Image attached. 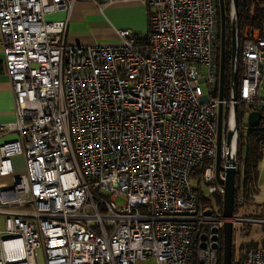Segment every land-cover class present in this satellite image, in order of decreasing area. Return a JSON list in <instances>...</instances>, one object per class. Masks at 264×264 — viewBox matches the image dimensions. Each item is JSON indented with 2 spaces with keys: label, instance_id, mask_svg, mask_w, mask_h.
<instances>
[{
  "label": "built area",
  "instance_id": "built-area-1",
  "mask_svg": "<svg viewBox=\"0 0 264 264\" xmlns=\"http://www.w3.org/2000/svg\"><path fill=\"white\" fill-rule=\"evenodd\" d=\"M76 1L0 0L15 100L0 139L17 134L0 142V264H40V249L46 264H219L221 231L215 248L212 227H222V215L210 216L191 184L201 170L211 192L224 194L216 179L219 0H139L148 31L120 29L111 44L73 43L68 20H47ZM230 22L236 50L227 95L224 88L222 165L242 172L240 125L252 110L264 114V37L254 26L240 32L232 4ZM18 154L23 170L13 164ZM248 203L242 186L237 204ZM238 221L264 225V217L235 214L234 229ZM241 264H264V246L246 248Z\"/></svg>",
  "mask_w": 264,
  "mask_h": 264
},
{
  "label": "rangeland",
  "instance_id": "rangeland-1",
  "mask_svg": "<svg viewBox=\"0 0 264 264\" xmlns=\"http://www.w3.org/2000/svg\"><path fill=\"white\" fill-rule=\"evenodd\" d=\"M232 4V3H231ZM144 7V8H143ZM142 8L147 10L146 6H143L142 4H136V3H127V4H120L116 3L111 6H108L105 9V13L110 18L109 24L112 27H129L132 30H140L141 33H145L148 31V16L145 21V15ZM47 20H52L47 17ZM98 25L102 24L101 22H96ZM147 24V25H146ZM143 30V31H142ZM229 57H231V53L229 54ZM201 75L207 76V71L205 68L202 69ZM231 75V67L228 64L225 71V93L227 95L228 89H229V78ZM202 88L204 92L206 93L208 91L207 83L202 82L201 83ZM249 124L247 117H245L244 121L241 123L240 127L243 129L244 132H247L249 129ZM246 154V147L244 146L243 153H241L238 157V161L240 164V170L242 171V160H244ZM264 155V154H263ZM262 163V169L264 170V156L261 161ZM15 169L17 170H23L25 168L24 163V156L23 154H19L15 157V163H14ZM243 174V171H242ZM191 184L195 189L198 191L200 196L202 195L203 198L207 201L202 203L205 211L211 210L210 216L219 217L223 214V204L221 205L218 203V199L216 194L212 193L210 190V186L207 185L203 179L201 172L197 171L195 175L191 178ZM260 188V187H259ZM264 188V187H263ZM264 189H262V192L258 193L255 200H253L252 203H248L245 206H241L237 211V216L242 217H248V216H258L260 213L264 211ZM224 198V196H223ZM117 201L119 203H123L124 199L121 197L117 198ZM202 202V201H201ZM217 221L211 220L210 223H207L202 229V231H209L210 225L213 223H216ZM4 226L3 221L0 222V227L2 228ZM236 227L234 229L233 233V246H234V253H233V263L232 264H241L242 257L244 254V251L246 248H248L249 241L251 239H255L259 241L260 243L264 241V225L262 224H248L246 222L238 221L236 223ZM223 250V235L221 232V238L219 240V251ZM39 260L40 264H46L45 257L43 254V249L39 250ZM137 264H155V261L153 259H149L145 262H138Z\"/></svg>",
  "mask_w": 264,
  "mask_h": 264
},
{
  "label": "crops",
  "instance_id": "crops-1",
  "mask_svg": "<svg viewBox=\"0 0 264 264\" xmlns=\"http://www.w3.org/2000/svg\"><path fill=\"white\" fill-rule=\"evenodd\" d=\"M136 3L142 4L139 0L132 1H114L112 3L102 4L98 7L94 2L89 0H77L74 3L72 11L69 13L64 10H59L53 13L47 14V17L52 20H68V35L69 39L73 43H90L92 41L103 43V44H111L118 43L120 41V37L118 34V30L120 29H131L129 27H112L109 24V17L105 13V9L108 6H111L116 3L127 4V3ZM144 8V7H143ZM142 10L144 11V9ZM145 21L147 19V10L144 11ZM101 22L102 24H97L96 22ZM147 25V24H146ZM132 30V29H131ZM135 33H141L140 30H132ZM143 31V30H142ZM260 35L264 37V26L263 29L259 30ZM259 94L260 97L264 99V77L259 86ZM15 118V100L12 91L11 81L6 74L4 67V53L1 44V34H0V123L10 122ZM17 138V134L15 133H6L4 134L0 142H7ZM19 155V154H18ZM13 156V164L15 163V157ZM15 167V166H14ZM255 185L260 187V192L264 189V170L262 169V163L259 164L258 167V176L255 181ZM258 195V194H257ZM260 245H264L263 242H259L255 239H251ZM142 263V262H141Z\"/></svg>",
  "mask_w": 264,
  "mask_h": 264
},
{
  "label": "water",
  "instance_id": "water-1",
  "mask_svg": "<svg viewBox=\"0 0 264 264\" xmlns=\"http://www.w3.org/2000/svg\"><path fill=\"white\" fill-rule=\"evenodd\" d=\"M220 6V21H221V47H220V87H219V115H218V150L216 158V179L217 182L224 188V198H223V214L218 221H222L223 225L221 228L218 225L212 227L213 239L215 240L213 246L218 247L217 240L219 239L220 231L223 235V261L222 264H232L233 258V233H234V224L233 218L234 215V200H235V190H236V174L237 170L233 165H222V139H223V125H224V88H225V66H226V7L225 0H219ZM232 10L235 17L238 19V1L232 0ZM236 50V38H235V26L231 25V59L233 60ZM234 79V100L238 96V81L237 75L233 74ZM235 115L237 121V105L235 104ZM248 124L250 126H258L261 121L264 120V115L258 110H252L248 113L247 116ZM232 138L233 132L227 130L226 140L229 152L227 153V159L233 164L235 159L233 158L232 151ZM221 171H224V177L221 175ZM210 210H208L209 212ZM221 229V230H220ZM203 238H206V235H202Z\"/></svg>",
  "mask_w": 264,
  "mask_h": 264
},
{
  "label": "trees",
  "instance_id": "trees-1",
  "mask_svg": "<svg viewBox=\"0 0 264 264\" xmlns=\"http://www.w3.org/2000/svg\"><path fill=\"white\" fill-rule=\"evenodd\" d=\"M238 1V23L240 32L243 33L246 26H254L259 30L264 26V0H237ZM226 7V67L229 64L232 66V59L229 57L231 53V0H225ZM226 77V76H225ZM231 78V75H230ZM229 78V84H230ZM264 115V114H263ZM244 146L246 147V154L243 161V174L237 172L236 174V190L234 200V215L237 214L238 209L241 207L237 204V198L239 193L244 189V194L249 203L255 200V197H251L252 194H258L256 190L255 181L258 176V167L263 159L264 154V120L261 121L258 126H249L246 134H241L239 137V154L243 153ZM201 172V170H200ZM216 194L218 203L223 204V194L214 192ZM200 200L202 203L207 202L201 195ZM258 216L264 217V211ZM258 244L251 241L248 247H256ZM264 246V245H263ZM234 253V246H233ZM223 261V250L219 251V264ZM233 263V258H232Z\"/></svg>",
  "mask_w": 264,
  "mask_h": 264
},
{
  "label": "bare ground",
  "instance_id": "bare-ground-1",
  "mask_svg": "<svg viewBox=\"0 0 264 264\" xmlns=\"http://www.w3.org/2000/svg\"><path fill=\"white\" fill-rule=\"evenodd\" d=\"M20 241H10L7 243V246H14V245H20Z\"/></svg>",
  "mask_w": 264,
  "mask_h": 264
}]
</instances>
